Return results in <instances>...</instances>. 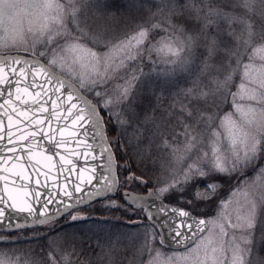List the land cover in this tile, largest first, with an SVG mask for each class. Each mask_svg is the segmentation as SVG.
<instances>
[{"label":"rangeland","instance_id":"374dc122","mask_svg":"<svg viewBox=\"0 0 264 264\" xmlns=\"http://www.w3.org/2000/svg\"><path fill=\"white\" fill-rule=\"evenodd\" d=\"M233 1L226 7L203 0L202 8L223 15L220 24L233 29L228 40L237 45L235 52H228L224 64L203 62L188 71L186 37L179 30L161 32L159 21L140 22L107 45L103 30L87 36L79 0H0V53L41 58L91 97L102 114L123 112L122 90L142 87L128 61L143 50L159 62L154 72L166 81L169 99L163 142L155 127L148 140L131 127L134 139L126 141L137 157L154 151L163 175L149 184L122 162L116 194L36 228L0 232V264H264V0ZM158 84L155 89L162 91ZM123 189H153L166 201L208 216L209 226L189 247L166 248Z\"/></svg>","mask_w":264,"mask_h":264},{"label":"water","instance_id":"95a60500","mask_svg":"<svg viewBox=\"0 0 264 264\" xmlns=\"http://www.w3.org/2000/svg\"><path fill=\"white\" fill-rule=\"evenodd\" d=\"M116 186L96 103L41 59L0 53V231L36 226ZM123 194L168 247H186L208 227L207 216L153 189Z\"/></svg>","mask_w":264,"mask_h":264},{"label":"trees","instance_id":"16d2710c","mask_svg":"<svg viewBox=\"0 0 264 264\" xmlns=\"http://www.w3.org/2000/svg\"><path fill=\"white\" fill-rule=\"evenodd\" d=\"M100 1L79 0L82 8L78 9V18L83 21L82 26L88 29L87 36L98 30L105 31L107 36L105 44L107 45L129 35L136 26L140 25V22L144 26H152L153 22L159 21L162 25L161 32L179 30L186 37L190 47L186 48L190 60L188 71H191L192 67L198 69L203 62L209 67H212L216 61L224 64L228 52L232 48L235 52L237 48V45H233V41L228 40L229 33L233 29L228 25L220 24L223 15L218 10L219 15L212 12L206 14V9L202 8L203 0H102L103 6L98 8ZM212 1V6L225 2V0ZM228 2L234 3L233 0H227L223 4L228 7L230 6ZM131 5L133 6L132 11L125 12L126 10H123ZM224 14L226 15V13ZM227 17L226 15L225 18ZM84 40L92 46L99 47V45H93L89 38ZM132 48L134 49L135 46ZM211 51H215L213 55H216V59L212 58ZM153 57L155 55L148 50H143L139 56L128 61L130 65H135L136 69L133 74L139 76L142 87L139 88L137 84L136 86L131 85L127 90H122L126 96L122 98L123 102L119 103L123 112L116 110L119 105L115 108L114 113L108 115L103 110L107 134L114 150L118 169L120 170L122 167V162L128 161L130 165L126 164V168L147 179L149 184L153 183L151 181L153 176L163 175L160 173L158 155L155 156L154 151L151 150L144 156L137 157L133 151L128 149L126 141L134 139V136L128 131L131 127L135 129L132 132L139 130L143 136L146 135L147 140L154 127L162 142L168 132L169 99L166 81L164 83L162 78L154 72L156 68L161 67H158L159 62ZM217 57L221 58L218 60ZM159 80L158 89L163 85L162 91L155 89L156 81ZM151 88H154L153 91ZM154 90L159 96V99L155 101L154 97L157 94L154 93ZM123 115L126 117L125 122ZM146 144H149V141ZM146 147L147 145H144L141 149L145 150ZM162 171L165 172L163 169ZM100 213L101 211H96L92 214ZM122 213H126V211L122 210Z\"/></svg>","mask_w":264,"mask_h":264},{"label":"flooded vegetation","instance_id":"af4514ba","mask_svg":"<svg viewBox=\"0 0 264 264\" xmlns=\"http://www.w3.org/2000/svg\"><path fill=\"white\" fill-rule=\"evenodd\" d=\"M117 186H118V183H117ZM117 190H118V187H117V189H116V191L114 192V194H116L117 193ZM124 190H127V189H123L122 190V193H123V191ZM129 190V189H128ZM132 191V190H131ZM135 192V191H134ZM136 193H144V192H136ZM124 195V194H123ZM138 210H141V211H143V209L142 208H137ZM68 211H70V210H68ZM67 211V212H68ZM74 211V210H73ZM73 211H71V212H73ZM66 211L65 212H62V213H60V214H58L55 218H53L52 220H54V219H56V218H58V217H64V216H66V215H68V214H70L71 212H69V213H67ZM135 217V216H134ZM133 217V218H134ZM143 217L145 218H147V220L157 229V231H158V233H159V237H160V231L158 230V228H157V226L148 218V216L146 215V214H144L143 215ZM51 220V221H52ZM127 220H130V218H127ZM136 221V220H135ZM160 240L162 241V239H161V237H160ZM162 244L166 247V248H169V249H173V248H170V247H167L165 244H164V242L162 241ZM187 247H189V246H187ZM187 247H184V248H181V249H173V250H183V249H185V248H187Z\"/></svg>","mask_w":264,"mask_h":264}]
</instances>
